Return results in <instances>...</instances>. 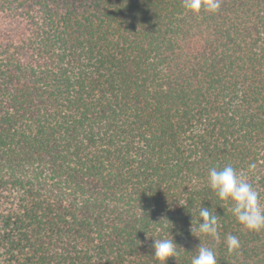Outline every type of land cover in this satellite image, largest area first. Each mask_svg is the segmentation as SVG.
<instances>
[{"label": "trees", "instance_id": "16d2710c", "mask_svg": "<svg viewBox=\"0 0 264 264\" xmlns=\"http://www.w3.org/2000/svg\"><path fill=\"white\" fill-rule=\"evenodd\" d=\"M227 164L264 205V0H0V264H159L154 238L264 264L208 186Z\"/></svg>", "mask_w": 264, "mask_h": 264}, {"label": "clouds", "instance_id": "9594fccd", "mask_svg": "<svg viewBox=\"0 0 264 264\" xmlns=\"http://www.w3.org/2000/svg\"><path fill=\"white\" fill-rule=\"evenodd\" d=\"M181 3L185 11L193 14H199L201 10L216 13L220 8L221 0H181ZM208 186L220 201L229 203L228 210L242 225V229L253 232L264 230V205H261L258 191L249 183L244 172L237 171L232 164L222 168L212 167L208 172ZM220 206L224 207L223 204ZM199 218L194 227L192 217L190 226L192 235L200 241L202 236H208L218 243L219 222L216 212L210 211L208 207H201ZM224 243L230 254L236 252L241 246L239 238L230 234L225 237ZM176 246L173 238H154L152 243L154 259L159 264H166L169 257L177 256ZM197 250L191 259V264H218L213 247L200 243Z\"/></svg>", "mask_w": 264, "mask_h": 264}]
</instances>
